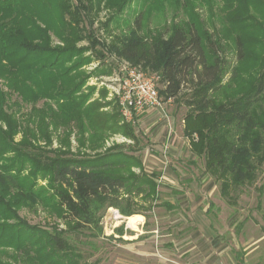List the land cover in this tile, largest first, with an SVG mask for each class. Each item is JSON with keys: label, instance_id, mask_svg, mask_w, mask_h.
Wrapping results in <instances>:
<instances>
[{"label": "trees", "instance_id": "1", "mask_svg": "<svg viewBox=\"0 0 264 264\" xmlns=\"http://www.w3.org/2000/svg\"><path fill=\"white\" fill-rule=\"evenodd\" d=\"M76 1L73 6L70 0H0V78L20 97V101L8 102V93L0 87V264H11L2 259L6 255L30 264H88L76 239L69 241L55 227L29 224L18 214L22 206L41 203L78 237L85 231L99 235L100 219L109 207L131 217L144 215V210L156 204L159 173L143 169L133 124L123 120L117 102L105 100V88L93 98L94 85L82 90L89 74L78 77L76 72L88 57L74 61L80 49L71 42L79 36L76 23L87 7L84 0ZM228 1L235 6L227 21L240 30L234 39L236 62L246 59L253 67L260 64L246 88L238 86L234 65L222 82L226 59L221 57V45L201 31L195 20L187 25L175 21L148 38L135 33L141 29L137 17L135 32L120 36L119 45L107 48L144 70L156 71L162 84L158 91L165 98L185 88L188 109L182 133L223 196L254 180L256 166L263 159L264 133V0H252L262 11L259 17L250 12L246 0ZM127 2L106 0L118 8ZM48 30L65 45L51 46ZM246 30L253 34L248 44L244 43ZM88 36L93 45L98 43ZM252 43L262 51L256 54L248 49ZM97 70L110 72L109 67ZM39 100L42 104L35 106ZM21 101L32 104L28 112L21 111ZM110 104L114 111L102 109ZM11 105L16 108L12 110ZM71 123L79 149L95 151L104 147L109 136L120 133L133 140L127 147L131 152L124 151L123 143H113L92 156L87 152L69 156L61 148L50 155L37 143H50V127L61 125L65 127L61 146H68ZM18 131L22 136L16 141ZM40 179L46 185L39 184ZM261 229L264 233V213ZM116 230L123 233L122 227Z\"/></svg>", "mask_w": 264, "mask_h": 264}, {"label": "rangeland", "instance_id": "2", "mask_svg": "<svg viewBox=\"0 0 264 264\" xmlns=\"http://www.w3.org/2000/svg\"><path fill=\"white\" fill-rule=\"evenodd\" d=\"M70 2L73 6L77 4L76 0ZM84 4L87 8L81 11V19L76 23L79 36L71 44L80 49L74 61L88 57L76 73L78 77L89 74L82 90L86 91L88 85H94L96 90L92 98L97 96L99 89L105 88V100L117 102L114 96L109 95L107 84L108 78L121 62L127 61L130 65L143 69L114 51H107L108 47L120 44V36L135 32L134 21L137 17H140L141 29L135 33L148 38L158 31L169 29L175 21L187 25L195 20L201 31L209 33L221 45V57L226 59L223 83L231 75L233 65L238 68V86L244 84L245 88L250 85L259 69L260 64L253 67L246 59L236 62L234 39L240 30L227 21L229 10L235 6L231 7L228 0H129L119 8L117 5L110 7L106 0L99 3H87L84 0ZM246 4L249 5L250 12L259 17L262 12L260 7L253 6L252 0H246ZM36 22L45 26L43 21ZM47 33L51 46L65 45L51 30ZM89 33L98 42L96 45L90 42ZM252 35L246 30L245 44H248ZM248 49L256 54L262 51L254 43ZM97 50L104 54L99 56ZM106 67L110 68L109 73H98L97 69ZM144 71L157 74L148 69ZM161 86L158 83V89ZM0 87L8 93V102L20 101L19 95L10 90L2 78ZM184 90L185 88L178 95L170 97V100L160 95L165 102L163 111L154 112L152 118L143 117L138 123H132L139 139L135 145L139 147L136 154L142 160L143 169L147 173H159L156 178V204L151 209L144 210V215H115V208L109 207L100 219L99 235L92 236L89 231H85L78 237L72 235L66 223L56 213H48L49 210L41 203L33 207H20V217L29 224L47 229L55 227L63 231L69 241L76 239L74 243L88 264H264V233L261 229L264 213V133L260 151L263 159L256 166L254 180L240 185L236 191H231L230 196L221 195L218 182L205 172L202 157L195 156L190 151L188 139L182 133V118L188 109L184 103L187 91ZM41 104L42 100H39L35 106ZM11 106L12 110L16 108ZM112 106L106 105L102 109L112 112ZM31 107L30 103H21L22 112H28ZM155 119L162 121L157 127L151 125ZM50 130V143L37 141L44 150L48 149L50 155L61 148L69 156H84L86 152L92 156L113 143H123L124 151L131 152L127 147L133 144L132 139L115 133L105 139L104 147L95 152L86 147L79 149L73 123L70 125L68 146H61L60 142L65 127L60 125L57 128L50 127ZM21 136L22 132L18 131L14 139L17 141ZM161 137L163 142L168 141L171 145L165 154L166 158L161 152L150 150L151 144L157 143ZM133 169L138 171V168ZM46 183L45 179L39 180V184ZM136 199L142 201L139 197ZM117 227H122L121 235L117 232ZM2 259L11 264H30L22 259L12 260L7 255L2 256Z\"/></svg>", "mask_w": 264, "mask_h": 264}, {"label": "built area", "instance_id": "3", "mask_svg": "<svg viewBox=\"0 0 264 264\" xmlns=\"http://www.w3.org/2000/svg\"><path fill=\"white\" fill-rule=\"evenodd\" d=\"M108 80L109 95L116 98L124 121L138 123L140 115L149 108L163 111L165 102L158 91V74H149L140 67L123 61L117 65ZM167 99L170 100V97ZM168 148L169 142L165 141L160 149L165 158ZM113 212L115 215L119 213L117 209H113Z\"/></svg>", "mask_w": 264, "mask_h": 264}, {"label": "crops", "instance_id": "4", "mask_svg": "<svg viewBox=\"0 0 264 264\" xmlns=\"http://www.w3.org/2000/svg\"><path fill=\"white\" fill-rule=\"evenodd\" d=\"M156 111L157 112H159V113H161L162 111H160L159 109H154V108H149V109H146L141 115H140V117H139V119L141 120L143 117H144V119H149V118H152L153 117V115L156 113ZM155 112V113H154ZM161 115V114H160ZM161 118V117H160ZM183 121V120H182ZM162 121L160 120V119H155L153 122H152V126L154 125V126H156L157 127V125H159L160 123H161ZM169 124V123H168ZM165 138V137H164ZM164 141V139H162V137L158 140V142L157 143H154V144H151V147H152V149H150V150H152V151H154L155 153H158V152H160V147H161V145L164 143L163 142ZM173 142V141H172ZM171 142V143H172ZM170 147H171V145H169ZM169 152V151H168ZM151 155H154V153H151ZM155 156V155H154ZM127 218V217H126Z\"/></svg>", "mask_w": 264, "mask_h": 264}]
</instances>
